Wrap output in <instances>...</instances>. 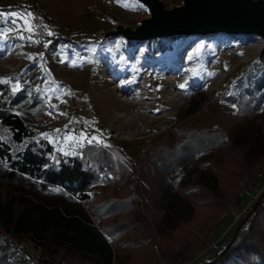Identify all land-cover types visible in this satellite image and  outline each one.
<instances>
[{
    "label": "rangeland",
    "instance_id": "1",
    "mask_svg": "<svg viewBox=\"0 0 264 264\" xmlns=\"http://www.w3.org/2000/svg\"><path fill=\"white\" fill-rule=\"evenodd\" d=\"M42 1L37 0L36 7H32L31 0H0V31L6 33L0 37V78L14 88L25 86L29 98L36 101V109L32 105L16 112L34 133L62 153L79 154L91 143L113 147L130 167L129 189L145 216L149 235L157 241L161 264L207 261L227 246L240 226L242 229L249 224L260 204L264 205V182L260 185L264 179V111L236 122L228 115L234 110L232 96L239 90L237 79L264 66V39L256 33L217 31L136 40L118 30H133L149 17L144 2ZM182 4L180 0L178 4H164V8ZM64 6L70 7L68 14L63 13ZM5 7L16 8L1 10ZM33 11L44 27L40 40L35 28L32 33L25 31V20L11 15L17 13L26 19V13ZM65 15L78 18V23L71 25L69 41L58 43L53 50L46 49L55 35L56 20L64 22ZM30 22L34 27L32 19ZM21 35L26 38L20 39ZM29 35L32 40L27 39ZM162 39H169L165 50L146 53L147 41ZM124 92L130 95L124 96ZM204 116H211L207 121H212L211 125L222 126L226 135L223 138H227L222 147L201 154L205 165L197 170L184 165L162 181L155 171L145 172L143 159L154 156L153 150L164 148L160 156L164 161L179 155L173 152L182 134L178 135V129L195 128ZM0 134L11 142L2 126ZM69 136L72 139H66ZM93 136L100 142L89 143ZM195 140L201 139L193 138L189 145L193 146ZM223 166L235 173L228 175ZM247 180L250 185L239 202L235 201L234 196ZM188 186L196 190L184 194L185 198L174 195ZM94 188L104 191L108 187L95 184ZM191 198L198 204H203L204 198L219 203L203 208L190 205L186 199ZM162 207L165 219H161ZM226 213L232 218L227 216L223 221L226 226L222 224L218 237L209 241L214 225ZM177 221L181 226L169 231ZM136 231H125L122 240L130 245L137 239L144 241L147 234L133 238ZM14 241L37 264L38 250L24 239ZM204 250L207 255L200 259ZM127 252V257L137 259L126 250L115 253V264H123ZM190 255L197 258L189 260ZM16 262L24 264L20 258ZM141 263L148 264L146 260Z\"/></svg>",
    "mask_w": 264,
    "mask_h": 264
},
{
    "label": "trees",
    "instance_id": "2",
    "mask_svg": "<svg viewBox=\"0 0 264 264\" xmlns=\"http://www.w3.org/2000/svg\"><path fill=\"white\" fill-rule=\"evenodd\" d=\"M161 1L165 5L180 2ZM36 3L37 0H31L32 7H36ZM15 8L1 10L13 11ZM64 8L63 13L68 14L70 7ZM65 16L67 20L62 21L63 24L56 20L55 35L46 49L53 50L58 43L69 41L71 25L77 24L78 18ZM168 41H147L146 53L153 55L165 50ZM236 86L239 90L236 96H232L234 110L228 114L234 120L232 122L264 111V66L237 79ZM13 89L12 83L0 78V126L8 132L11 141L0 134V264H19L17 258L22 259L24 264H36L22 253L15 239H24L38 250L37 264H115V253L126 250L132 251L137 259L131 255L127 257V252L122 257L123 264H142L144 260L148 264H161L163 258L157 241L149 235L145 216L129 189L130 167L121 160L119 153L113 147L92 143L85 145L79 154L56 150L42 135L34 133L16 112L29 109L32 105L36 109L35 99L29 98L25 86L15 92ZM209 118L211 120V116H204L199 120L202 124L195 128L178 129V135L182 134L176 140L173 152L177 151L179 155L172 160L164 161V156L160 157L164 148L153 150L154 156L143 159L145 172L149 169L155 171L162 181L184 165L195 170L205 165L201 154L222 147L227 139L223 138L226 136L223 127L211 125L212 121L207 122ZM198 136L201 140H195L193 146L189 145L191 142L188 141L198 139ZM222 169L228 175L235 173L227 166ZM261 173L264 175L263 171ZM143 176L146 177L145 173ZM248 180L234 196L235 201L239 202L243 190L250 185ZM263 182L264 179L260 185ZM125 183L126 187H123ZM95 184H106L108 188L95 190ZM195 190L188 186L174 195L185 198L184 194ZM261 195L264 199V192ZM186 200L190 205L203 208L219 203L210 198H204L203 204L194 202L192 198ZM165 214L164 210L161 219H165ZM227 216L232 218L228 213L224 214L214 225L209 241L218 237V230ZM180 226L181 222L177 221L168 230L172 232ZM131 229H137L133 238L136 234H147L145 240L137 239L131 245L122 240V234ZM205 250L200 253L203 254L200 259L207 255ZM188 258L194 260L197 257L190 255ZM229 261L235 264H264L263 204L256 208L245 228L239 227L224 249L200 264H224Z\"/></svg>",
    "mask_w": 264,
    "mask_h": 264
},
{
    "label": "water",
    "instance_id": "3",
    "mask_svg": "<svg viewBox=\"0 0 264 264\" xmlns=\"http://www.w3.org/2000/svg\"><path fill=\"white\" fill-rule=\"evenodd\" d=\"M149 17L133 30H118L127 38L149 40L176 34L256 33L264 39V1L183 0L169 10L161 0H142Z\"/></svg>",
    "mask_w": 264,
    "mask_h": 264
},
{
    "label": "snow or ice",
    "instance_id": "4",
    "mask_svg": "<svg viewBox=\"0 0 264 264\" xmlns=\"http://www.w3.org/2000/svg\"><path fill=\"white\" fill-rule=\"evenodd\" d=\"M125 6H128V5H125ZM0 15H3V14H0ZM11 15H12L13 17H19V18H22V19L25 20V25H26V27H25V29H24L25 31H28L29 33H32V32L34 31V27L31 25V22H30L31 19H32V15H33L31 12L26 13V19H25L24 17H20L19 14H17V13H12ZM12 23L15 24V23H16V20L14 19V20L12 21ZM9 31H11V30H9ZM4 35H6V33H4L3 31H0V37H3ZM48 35L51 36L52 33L49 31V32H48ZM19 38H20V39H25L26 37H24L23 35H21V36H19ZM27 39L32 40V36L29 35V36L27 37ZM33 42H34V43H37L38 41H34V40H33ZM181 87H184V85H181ZM18 88H19V85H17L16 88L13 89V91L15 92L16 90H18ZM62 115H63V113H62ZM57 131H59V130H57ZM66 139H72V137L69 136V137H66ZM80 139H81V140L85 139L83 133L81 134ZM93 141H96L97 143L100 142V141L98 140V138L95 137V136L91 137V138L88 140L89 143H91V142H93ZM55 191H59V189H56Z\"/></svg>",
    "mask_w": 264,
    "mask_h": 264
},
{
    "label": "built area",
    "instance_id": "5",
    "mask_svg": "<svg viewBox=\"0 0 264 264\" xmlns=\"http://www.w3.org/2000/svg\"><path fill=\"white\" fill-rule=\"evenodd\" d=\"M32 21H33V25L35 28V34L37 39H41L43 36V32H44V27L41 23V20L39 19L37 13L35 11L32 12Z\"/></svg>",
    "mask_w": 264,
    "mask_h": 264
},
{
    "label": "bare ground",
    "instance_id": "6",
    "mask_svg": "<svg viewBox=\"0 0 264 264\" xmlns=\"http://www.w3.org/2000/svg\"><path fill=\"white\" fill-rule=\"evenodd\" d=\"M137 1H142V0H137ZM124 94H125L124 96H129L130 95V93H128V92L127 93L124 92ZM123 101H125V103H128L125 99H123Z\"/></svg>",
    "mask_w": 264,
    "mask_h": 264
}]
</instances>
